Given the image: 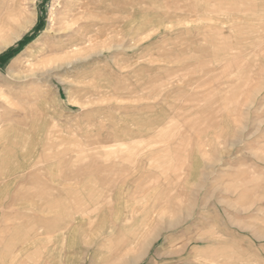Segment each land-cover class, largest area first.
Masks as SVG:
<instances>
[{
	"label": "rangeland",
	"instance_id": "1",
	"mask_svg": "<svg viewBox=\"0 0 264 264\" xmlns=\"http://www.w3.org/2000/svg\"><path fill=\"white\" fill-rule=\"evenodd\" d=\"M0 264H264V0H0Z\"/></svg>",
	"mask_w": 264,
	"mask_h": 264
},
{
	"label": "bare ground",
	"instance_id": "2",
	"mask_svg": "<svg viewBox=\"0 0 264 264\" xmlns=\"http://www.w3.org/2000/svg\"><path fill=\"white\" fill-rule=\"evenodd\" d=\"M46 50V49H45ZM47 51V50H46ZM54 59V57H52V56H47V57H44V58H42V59H40V60H36L37 62H36V64L34 65H31V66H29V68L31 69V70H33V69H35V68H37V67H40L41 68V66L43 67V66H45L46 67V65H47V63L48 62H50L51 60H53ZM42 69V68H41ZM5 130V129H4ZM7 131V130H6Z\"/></svg>",
	"mask_w": 264,
	"mask_h": 264
},
{
	"label": "trees",
	"instance_id": "3",
	"mask_svg": "<svg viewBox=\"0 0 264 264\" xmlns=\"http://www.w3.org/2000/svg\"><path fill=\"white\" fill-rule=\"evenodd\" d=\"M24 42H25V40L23 39V40H21L20 42H19V45H23L24 44Z\"/></svg>",
	"mask_w": 264,
	"mask_h": 264
}]
</instances>
